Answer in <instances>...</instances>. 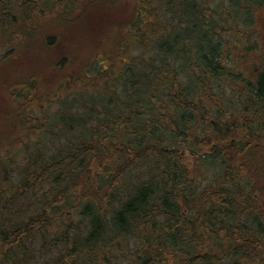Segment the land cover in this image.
<instances>
[{
	"label": "trees",
	"instance_id": "obj_1",
	"mask_svg": "<svg viewBox=\"0 0 264 264\" xmlns=\"http://www.w3.org/2000/svg\"><path fill=\"white\" fill-rule=\"evenodd\" d=\"M130 1L138 14L139 10L145 13L134 22L123 16ZM263 3L264 0H230L235 8L233 16H221L220 25L228 28L220 27V31L248 33L247 51L236 61L239 66L233 67L237 72L231 75L233 91L237 92L235 101L232 106H225L212 85L220 89L223 77L229 76L231 70H225L219 62L221 43L216 44L214 35L205 30L206 16L200 17L204 13L192 0H182L179 10L171 2L161 9L152 0H0V83L5 81L2 86L15 97L20 90L22 95L18 98L23 96L24 104L31 100L42 102L37 93L42 72L60 73L80 67L77 61L70 64L73 53L68 44L80 41L88 29L98 46L108 40L121 48L127 39L131 40V48L141 50L142 56L147 51L156 53L164 70L157 71L158 67L148 63L146 67L151 68L153 79L150 71H120L115 82L121 94L114 91L107 98L81 93L74 94L71 102L70 96L59 98L63 109L59 116L72 118L67 117L61 132H76L79 139H85L73 154L78 157L92 148L97 150L93 153L99 151L100 162L107 159L109 152L118 155L117 177L107 176L108 172L99 175L98 167L93 172L92 163L77 164L73 154L48 157L53 162L34 168L17 197V224L25 226L29 222L28 227L36 230L25 232L21 244L22 248L26 244L24 252L19 248L15 257L12 252H5L1 235L15 229L17 213L13 209L0 224V264H31L34 261L26 259L25 254L39 248L44 253L52 249L55 252L58 244L65 245L59 261L48 264H122L130 251V240L135 241L130 264H264V99L256 85V76L264 69V40L245 32L253 26L252 12ZM111 11L117 17L110 25ZM147 17L156 25L149 27L151 21ZM231 19L248 23L236 31ZM191 38L198 41L195 49L199 62L191 65L192 71H186V67L177 71L169 60L178 58L186 64L193 55L187 47ZM38 49L44 51L43 57ZM229 58H233L231 53L224 59ZM104 59L94 63L95 67L102 66ZM247 59L251 75L239 91L236 85L244 77L239 71H245ZM14 62L22 71H8ZM91 67L87 70L93 71ZM186 73L194 79L196 73H201V77L194 85L185 86L181 77ZM7 80L15 84L8 85ZM164 81L169 92L156 105L161 104L167 126L157 119L149 139L140 136V128V138H136L131 125L146 111L150 91L157 90ZM133 96L136 101L131 104ZM213 99L217 106L210 104ZM99 102L104 106L102 117L96 110L85 118V112ZM138 107L144 111L137 112ZM215 109L217 115L212 117ZM78 110L82 111L80 119L79 114L73 113ZM35 111L41 113L44 107ZM125 111L132 113L131 118L126 117ZM15 112L18 123L21 118L18 110ZM14 119L12 113L6 116L8 123ZM39 120L35 119L27 129L31 133L25 135L34 141L27 147L31 164L44 161V155L50 152L40 139L44 130L39 128ZM29 121L22 112V124L27 126ZM16 124L12 127L15 132ZM129 135L132 139L127 141ZM161 138L174 141L163 145ZM6 140H11L14 148L20 142L7 135L0 140V152L5 150ZM203 147L209 149L208 153L189 168L188 149L195 152L193 157L201 154ZM132 172L137 175L127 177ZM211 172L213 179L199 191ZM11 173L8 171V175ZM102 181L104 186L99 187ZM123 188L127 191L125 201L118 207ZM32 191L39 195L30 198ZM13 199L6 158L0 154V205L6 207ZM73 203L82 204V212H76ZM67 230L65 238L63 233ZM15 237L19 240L15 241ZM21 238L22 233L15 235L10 243L19 244ZM34 244H39V248L27 249ZM93 246L96 250L92 254Z\"/></svg>",
	"mask_w": 264,
	"mask_h": 264
},
{
	"label": "rangeland",
	"instance_id": "obj_2",
	"mask_svg": "<svg viewBox=\"0 0 264 264\" xmlns=\"http://www.w3.org/2000/svg\"><path fill=\"white\" fill-rule=\"evenodd\" d=\"M182 0H152V2L156 6H160L161 9L163 6H167L169 2H171L173 5L177 6V10L180 9V4ZM192 2L195 3V6H197V9L202 11L204 14L200 15V17L206 16L205 19V30H209V33L211 36L214 37L212 38L214 42L218 43L220 41L221 43V49L223 50L222 53V59H220V63L222 66L225 68V70H231L230 73L231 75L234 76V74L237 71H234L236 68L233 66H239L236 61L239 59V57H243L242 55L247 51L246 47L248 45V39L246 40L247 34L243 33L242 34H236L235 31H230V32H225V31H220V27L227 29L228 27H223L220 25L221 23V16L229 18L230 16H233V11H235V8L230 5V0H192ZM203 6V7H202ZM196 9V8H195ZM195 9L193 12H195ZM141 12V13H140ZM141 16L144 17L145 13L139 10L138 14V9L135 8V5L133 2L130 1V3H126V10L124 12V18L127 20L135 21L138 17ZM172 14V13H171ZM175 15V14H174ZM253 15V26L247 29L245 32H249V36H260V39L264 40V3L263 5L255 8L254 12H252ZM116 17L117 14L113 11H111V14L109 16V23L110 25L112 22H116ZM171 16L169 15V18ZM248 17V16H246ZM232 18V17H231ZM184 20L183 18H177L176 20ZM148 21H151L150 23L148 22V25H156L155 21L148 19ZM108 21V18L106 22ZM185 21V20H184ZM238 21V20H236ZM235 20L231 19L230 24H232L235 28V25L237 27L236 31H241L245 28L247 25L246 20H240L239 22H236ZM105 22V23H106ZM132 22V23H133ZM177 23V21H176ZM184 28L187 27L186 24H184ZM101 32V30H100ZM217 34H220L222 36V39L220 36ZM125 42H122L121 48L116 46V44L103 40L101 42V46L97 45V42L95 41V38L93 37V34H91V30L88 29L87 31L84 32L82 37L80 38V41L74 40L71 41L68 44V47L73 53L74 59L77 61V63L80 65L81 68L76 69V70H71V71H61L60 73H51L49 74L48 72H42L40 76V82L37 87V93L41 97L42 102H36L34 100L27 101L25 104L22 102L24 97H15V94L13 92H8L6 88H4L2 85L5 83V81H2L0 83V140H3L8 134H9V129L8 125L6 124V116L15 111V110H21L24 114L28 115L31 121H29V126L26 128L22 129L18 128L17 129V137L18 139H28V136H24L23 132H26L25 129L30 127L32 123L35 121L36 118L43 119V117L47 118L45 120H51V119H58L60 120L59 116L54 117L56 112L59 110V105H58V100L60 98V93L64 91L66 94H70V102L72 101V97L74 94L81 93L82 91L85 90H92V93H87L85 91L86 96H90L91 94L98 92V87L103 85L107 79V82L104 86H102V89L99 92H104L106 90L107 92V97L110 93H114V91L118 94H121V91L118 90L116 80L117 76L121 73L120 71H124L125 69L127 71H146V74L149 73L150 71V77L153 79L151 75V68H147L146 65L148 63L154 64L156 67H158L157 71H164L162 69V60H159L156 58L155 55L156 53H152L150 51H147L144 56H142L141 50H138V47L135 49L134 47L131 48V43L127 39H124ZM227 41V42H226ZM198 41H196L194 38H191L187 41V47L192 49V54L191 59L186 62L181 61L178 58H171L169 60L170 64H174L176 67L177 71H184V67H186V71H192L191 70V65L196 64V62H199V54H197V51L195 49V46H197ZM216 43V44H217ZM38 52L41 57H43L44 51L42 49H38ZM231 53L233 58L229 59H224L226 57V54ZM196 55V56H195ZM105 58L102 66H97L95 67L97 61L101 58ZM236 59V60H235ZM251 59V58H249ZM71 63L74 64L75 61L70 59ZM240 61H243L240 60ZM239 61V62H240ZM246 62L245 65V72L249 70L250 64L248 63V59L244 60ZM94 64V65H93ZM242 67H244L243 63L241 62ZM93 65V67H91ZM48 67V66H44ZM84 67V70L83 68ZM90 67L93 69V71H88L87 69H90ZM106 67V68H105ZM25 67L24 69H26ZM8 71H22V67L17 64V62H14L12 67ZM92 72V73H91ZM240 72V71H239ZM101 75V76H100ZM201 73H196L195 78L198 79ZM109 76V78H108ZM51 78V84L49 82V79ZM104 79V80H103ZM196 79L192 78L190 73L186 75H182L181 77V83L183 85H189L195 83L197 81ZM103 80V81H101ZM8 81V80H7ZM144 83V81H142ZM15 83L8 81V85H13ZM166 82H162V85L157 88L155 91H150V97L151 101L147 104L146 106V111L143 112V109L137 108V112H143L142 117H140L138 120H132L135 121L131 126H132V132H135V137L144 136L145 139H149L151 134L154 133V128H155V123L157 119H159L162 123L163 126H167L166 120H164L162 114H164L163 110L160 109L161 104H157L156 102L158 100H163L165 99V95L168 94L169 90L168 87L165 85ZM69 91V92H66ZM215 94H218L217 91H213ZM226 93L224 96L226 98L232 97L237 94V92L234 91H228L224 90L222 92H219V95H222V93ZM204 93L201 91L200 95H203ZM98 95V94H97ZM155 95V96H153ZM125 94L123 95L122 99H124ZM235 101V97L233 98ZM136 101V96H133L130 99V103L133 104ZM204 102V100H203ZM44 107V111L41 113H37L35 111V108L39 106ZM90 105V104H89ZM103 107L101 104L96 105L93 107L94 109L88 110V112H85V118L87 115H91L92 111L93 113L98 110V114L100 117H102V110ZM99 108V109H97ZM91 111V112H90ZM75 113L76 116L79 114V119L82 118V111L80 113L73 112ZM126 117L131 118L130 114L125 111ZM99 117V119H100ZM90 119L87 120L89 122ZM122 121H120L121 123ZM142 129V132H140V136L137 134L139 131L138 129ZM169 127H167L168 129ZM22 132V133H21ZM130 132V128L127 129V133ZM22 134V135H21ZM124 132L121 133V136H123ZM158 136V135H157ZM127 141L131 140L132 137H127ZM162 139L163 145L166 144H171L174 140H170L165 142ZM85 142V139L82 138L79 141V145ZM48 146L54 145L60 156H64L67 151H69V148L71 147V141L69 135L65 136L62 139H58L56 136L55 132L50 133V139L45 142ZM166 143V144H165ZM78 148V145H77ZM80 148V147H79ZM20 148H14L10 151V153H17L19 152ZM186 149V148H185ZM94 151L97 150H92L90 148L89 150L86 151L85 154L80 153L78 157L75 155V162L80 165H87L88 163H92L94 166L93 172L97 170V167L102 170V172H98V174H104L105 172L107 173V176L112 177L113 174L117 177V172H116V165L115 162L118 159V155L109 152L107 159L103 160L100 162V153H93ZM203 152L201 154H196V156L192 157V154L195 152L191 149H188V166L189 168H192L193 162L195 160H200V157L209 151L208 148L203 147ZM74 152V148H73ZM3 152L1 151L0 154ZM27 153L22 150V154L20 157L16 159L18 162V170L22 168L24 165V162H22V159H25L27 157ZM53 162V160H45V164H50ZM13 169V168H11ZM131 170V169H130ZM16 171V169L14 170ZM129 171V170H128ZM127 171V172H128ZM131 172V171H129ZM137 172V171H136ZM136 172H132L131 174L129 173L127 177L132 178L133 176L135 177L137 174ZM214 175L211 172L210 175L204 180L201 184V187L199 188L201 190L204 189L205 186L209 184L211 179H213ZM99 182V179H98ZM127 182L131 184L130 179H127ZM122 185V182H121ZM99 187H103L104 183L103 181L100 182L98 185ZM123 193L121 194L120 199L118 200L117 206L120 207L124 203V197H126V189L123 188ZM30 198H35L39 195L37 191H32L30 194ZM92 205V204H91ZM72 207H75L74 210L76 212L80 211L82 212V204H72ZM86 222L89 224V221L85 219ZM76 221V220H75ZM68 233V230L63 233V237L66 238V235ZM130 251L127 252L126 256L127 258L122 262V264H130L129 259L132 256V252H135V241L130 240ZM71 243V240H68V243ZM65 248L64 244H58L55 247V253L53 254V249L49 253H44L42 252V258L48 257L53 254V259L55 258L54 262L59 261V256L62 252V249ZM96 250V247H92V254ZM132 251V252H131ZM82 252V248H81ZM63 260V259H61ZM53 262V263H54Z\"/></svg>",
	"mask_w": 264,
	"mask_h": 264
},
{
	"label": "flooded vegetation",
	"instance_id": "obj_3",
	"mask_svg": "<svg viewBox=\"0 0 264 264\" xmlns=\"http://www.w3.org/2000/svg\"><path fill=\"white\" fill-rule=\"evenodd\" d=\"M240 72H242V74H243V79L242 80H240L238 83H237V85H236V89L237 90H241L242 88H243V86H244V82L245 81H247L248 80V77H250V75H251V72L250 71H240ZM259 75V74H258ZM258 75L256 76V85H257V79H258ZM244 80V81H243ZM207 81V80H206ZM212 84H213V81H212ZM213 86V87H212ZM211 87H212V90L213 91H217L218 92V94L217 95H219V92H221V91H224V90H228V91H233L234 90V84H233V76H231V74L228 76V75H226V76H224L223 77V80H222V84L220 85V89H218L215 85H212ZM226 93H222V98H223V101L222 102H220L221 104H223V105H225V106H232L233 105V96L232 97H229V98H226L224 95H225ZM204 99H202V101H203ZM210 104H212V105H214V104H216L215 106H217L218 104H217V101L215 100V99H213V101H211L210 102ZM217 115V109H215L212 113H211V116L212 117H215ZM13 231H20V232H22V229H16V230H13Z\"/></svg>",
	"mask_w": 264,
	"mask_h": 264
},
{
	"label": "bare ground",
	"instance_id": "obj_4",
	"mask_svg": "<svg viewBox=\"0 0 264 264\" xmlns=\"http://www.w3.org/2000/svg\"><path fill=\"white\" fill-rule=\"evenodd\" d=\"M9 171H12V173H13V169H10ZM26 223H27V225H25V226H22V223L15 224V229L14 230H16V229H22V232H20V231H12L11 233H4L3 235H1V238H3V240L5 242L4 251L5 252H8V253H11L12 252L13 253V257L16 256V253H17V251H18L19 248H20L19 251H21V253L26 250V244L24 245V248H22V245H21L22 244V240H23V236H24L25 232L26 231L34 232L36 230V228L34 229V228L28 227L29 222H26ZM21 233H22V238L20 239L19 244L12 245L10 243L11 239L15 235H18V234H21ZM14 240L17 241V240H19V238L18 237H15ZM42 252H44V251H41V254H42ZM54 260H55V258L53 259V262H54Z\"/></svg>",
	"mask_w": 264,
	"mask_h": 264
},
{
	"label": "water",
	"instance_id": "obj_5",
	"mask_svg": "<svg viewBox=\"0 0 264 264\" xmlns=\"http://www.w3.org/2000/svg\"><path fill=\"white\" fill-rule=\"evenodd\" d=\"M257 86L259 94L264 98V69L258 75Z\"/></svg>",
	"mask_w": 264,
	"mask_h": 264
}]
</instances>
